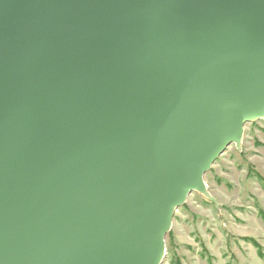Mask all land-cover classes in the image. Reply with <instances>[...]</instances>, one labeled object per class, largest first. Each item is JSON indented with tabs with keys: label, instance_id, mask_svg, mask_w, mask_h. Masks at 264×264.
Masks as SVG:
<instances>
[{
	"label": "water",
	"instance_id": "95a60500",
	"mask_svg": "<svg viewBox=\"0 0 264 264\" xmlns=\"http://www.w3.org/2000/svg\"><path fill=\"white\" fill-rule=\"evenodd\" d=\"M259 119L264 0H0V264H161Z\"/></svg>",
	"mask_w": 264,
	"mask_h": 264
},
{
	"label": "rangeland",
	"instance_id": "374dc122",
	"mask_svg": "<svg viewBox=\"0 0 264 264\" xmlns=\"http://www.w3.org/2000/svg\"><path fill=\"white\" fill-rule=\"evenodd\" d=\"M175 213L161 264H264V119L245 126Z\"/></svg>",
	"mask_w": 264,
	"mask_h": 264
}]
</instances>
